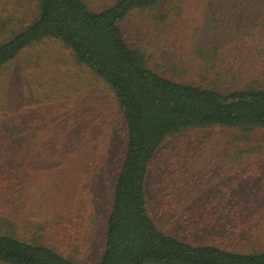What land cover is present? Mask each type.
Wrapping results in <instances>:
<instances>
[{"label": "trees", "instance_id": "16d2710c", "mask_svg": "<svg viewBox=\"0 0 264 264\" xmlns=\"http://www.w3.org/2000/svg\"><path fill=\"white\" fill-rule=\"evenodd\" d=\"M105 2L93 9L85 0H38L34 19L0 42V70L36 43H62L104 83L122 111L124 152L103 251L94 264H264V221L258 212L246 211L235 220L234 212L221 209V217L210 220L214 229L244 243L236 248L166 232L152 218L147 200L157 151L187 130H240L233 138L238 153L264 157V0ZM134 14L151 16L158 25L173 21L167 28L178 33L172 34L174 41L196 63V79L170 76L149 64L144 50L125 36L124 24ZM54 98L56 108L50 105ZM35 103L48 114L46 126L53 125L51 143L36 142L33 129L18 140L15 128L31 122L20 124L19 108L0 99V264H80L48 244L47 222L32 216L45 208L51 185L65 187V120L60 119L68 106L64 91ZM178 213L185 215L182 209Z\"/></svg>", "mask_w": 264, "mask_h": 264}, {"label": "rangeland", "instance_id": "374dc122", "mask_svg": "<svg viewBox=\"0 0 264 264\" xmlns=\"http://www.w3.org/2000/svg\"><path fill=\"white\" fill-rule=\"evenodd\" d=\"M85 1L93 9L106 3ZM37 7L38 0H0V42L30 23ZM149 17L134 14L125 22L127 40L144 50L157 71L196 79V63L174 41L172 34L178 33L167 28L173 21L158 25ZM60 91L68 105L60 119L65 120V187L62 182L56 188L51 185L45 208L32 216L47 222V240H52L48 244L77 263L94 264L103 251L105 219L124 152L122 111L104 83L58 41L36 43L0 70V99L19 108L20 124L31 122L15 128L18 140L33 129L35 141L52 142L53 125L46 126L48 114L40 112L42 103L35 102ZM57 104L55 98L50 103L55 108ZM32 106L35 111L30 114ZM241 133L223 127L195 128L164 142L147 178L148 207L160 228L195 243L244 247L231 232L210 223L221 217V209L234 212L235 220L246 211L258 212L264 221V157L238 153L233 138Z\"/></svg>", "mask_w": 264, "mask_h": 264}]
</instances>
